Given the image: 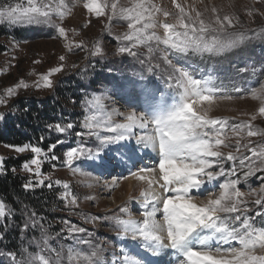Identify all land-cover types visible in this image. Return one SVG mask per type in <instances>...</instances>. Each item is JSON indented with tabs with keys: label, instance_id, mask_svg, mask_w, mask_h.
<instances>
[{
	"label": "rangeland",
	"instance_id": "1",
	"mask_svg": "<svg viewBox=\"0 0 264 264\" xmlns=\"http://www.w3.org/2000/svg\"><path fill=\"white\" fill-rule=\"evenodd\" d=\"M4 2L22 3L26 6V0H0V4ZM111 2L112 0H108L109 4ZM179 2L190 10L193 16L196 11L201 12L206 22L214 20L217 13L221 17L224 15L238 17L239 24L229 31L243 34L242 42L219 53L189 54L180 60L175 59L171 50L163 43L155 40L151 41L150 45L145 44L133 49L138 53L135 57L127 53L118 54L119 48L130 46L129 41L118 39L129 31L128 22L119 17L110 19L109 8H105V14L99 17L95 13H89L84 7L86 0H66L71 11L63 20L53 15V21L66 29L67 38L59 36L55 28L50 25H11L7 22L0 24V99L4 100V103L0 104V113L4 115L0 123L3 128L8 127L13 119L15 120V116L20 115L19 109L23 105L29 108L30 102L35 100L40 107L48 101L58 100V89L73 87L78 96L76 102L72 100L65 110L59 111L57 120L43 124L39 136L43 137V140L31 138L24 143L41 147L49 157L53 153L60 157L56 160L45 159L41 154L39 175L23 168L26 162L35 158L33 153L30 151L19 153L11 147L19 145L0 143V158H3L4 169L6 161L23 158L20 168H13L15 171L13 169L11 171L21 175L26 183L35 185L26 189L27 191L35 192L45 188L38 184L40 179H44L45 185L48 183L53 185L52 188H46L55 190L61 201L58 217L53 226L50 224L51 227L47 226L46 222L40 221L41 218L35 211L30 213L25 209L24 212H18L4 203L10 215L6 220L0 218V224L7 225L6 232L9 226L11 228L18 221L19 214L25 216L19 229V243L12 242L7 246V237L4 235V238L0 239V264H13L8 255L10 252L16 254L17 260H22L24 249H27L28 254L43 255L56 264H71L67 259L70 248L84 255L90 254L95 248H100L103 250L104 264H113L117 258H122V250L141 258L133 253L134 248H143L141 242L117 237L118 229L111 218L113 216L127 218V214L119 211L120 208L127 207L132 217L137 220L143 219L141 215L143 205L138 200H141V191L145 187L148 189V186L144 184L136 186L130 192V197L126 198L129 192L122 185L132 176V172L143 168L142 161L152 159V154L154 157L156 154L148 151L149 153L141 157L137 152L119 166L106 169L88 167L87 164L80 166L79 162H76L73 167L79 170L74 173L72 168L64 163L66 159L64 153L71 147L82 146L94 149L99 145L96 137L88 134L89 129L83 127L86 117L95 115L97 121L103 123L111 116L112 123H120L124 121L127 114L125 111L129 109L138 113L145 112L141 103L142 89H151L158 94L169 95L173 100L172 103L176 102V90L169 88L171 81L167 80L166 73L161 70L167 67L160 59L164 52H168L169 58L173 59V63L178 67L186 68L195 79L209 81V86L217 90V98L211 102V105L205 101L194 107L200 111L211 107V111L208 112L209 118L227 120L229 125L250 121L251 116L256 115V120L251 121L253 127L264 130V117L258 114L261 101L252 99L246 91L249 88L259 87L258 81H264V15H262L264 0H179ZM103 3L104 0H101V4ZM153 3L170 12L176 11L172 0H153ZM131 6L132 0H119L118 7ZM213 8H216L217 13L212 12ZM249 11H252L251 16L248 15ZM157 19L164 18L161 15ZM168 22H174L173 18L169 17ZM154 31L161 37L165 35L162 27H157ZM97 45L102 48L101 55L94 54ZM149 46L153 49L151 54L148 52ZM61 56L64 57L63 60L60 59ZM156 64H160L161 67H154ZM61 66L62 71L50 76L53 87H44L42 75H48L51 69ZM150 66H152L151 71H149ZM20 81H24L28 87L16 88ZM235 87L245 91L237 93L233 90ZM8 88H16L15 94L9 96ZM227 96H231L232 99L220 98ZM97 98L100 103L94 105ZM90 101L93 103H89ZM60 118L64 120L60 121ZM69 123L73 124V127L66 132L60 133L55 130V125L66 126ZM148 128L153 131L151 125ZM135 130L139 132L140 129H134L135 134L138 135ZM143 130H146L143 134L150 131ZM99 132L101 136L110 134L104 128L99 129ZM228 136L225 143L229 146H221L220 149L225 154L229 151L237 154L235 152L237 139H240L241 145L251 141L250 147L261 142L260 137H247L246 133H242L243 139L232 136L230 132ZM58 139L63 143L53 152H48V146L56 143ZM132 141L130 143L135 142L134 139ZM241 151L250 155L243 148ZM147 162L144 167L157 166L156 160L152 164ZM30 167L35 169L36 165L30 164ZM223 167L229 175L221 176L213 182V185H208V188L218 194L219 189L215 185L225 182L226 179H239L238 187L241 191L249 193L255 190L258 195H264L259 191L264 187V171H257L253 176L245 179L243 173L248 169H241L238 161L234 164L225 160ZM233 167L236 168L235 176L230 174V169ZM81 172L84 174L82 175ZM104 175L106 177H103ZM108 180L112 183H108ZM57 181L61 183L57 184ZM64 183L69 185L67 190L63 187ZM153 188H156L155 193L160 194L161 190L158 187L153 185ZM66 191L70 193L69 199L71 195L77 197L75 205L63 199ZM256 198L258 196L245 198L248 202L247 207L252 209V212L247 213L248 215L254 216L255 211L259 210V206L253 203ZM195 202L206 203V197L199 195ZM158 218L162 220L159 214L156 216L157 220ZM255 223L261 226L264 221L256 217ZM25 224L29 227L24 228ZM57 224L63 227V230H58ZM70 225L83 227L87 232L70 234L68 232ZM45 239L47 243H44ZM80 239L88 240L90 243L78 244L77 241ZM165 252L169 255L164 259L176 264L175 253H171L173 255L171 259L169 251L164 250ZM57 253L60 254L59 258ZM150 258L156 259L152 256Z\"/></svg>",
	"mask_w": 264,
	"mask_h": 264
},
{
	"label": "snow or ice",
	"instance_id": "2",
	"mask_svg": "<svg viewBox=\"0 0 264 264\" xmlns=\"http://www.w3.org/2000/svg\"><path fill=\"white\" fill-rule=\"evenodd\" d=\"M172 4L175 12L161 8L153 3V0H132L131 7H118L119 0H112L110 4L108 0H104L103 4L101 0H86L84 7L98 17L105 14V8H109L110 19L119 17L128 22L129 31L118 39L129 41L130 46L119 48L118 54L127 53L135 57L138 53L133 49L145 44L150 45V42L155 40L163 43L171 50L174 58L180 60L189 54L219 53L242 42L243 34L229 31L239 24L238 17H221L216 8H213L212 12L217 14L214 20L206 22L201 12L196 11L193 16L179 0H172ZM70 11L66 0H26V6L22 3L4 2L0 4V24L7 22L11 25H50L59 36L67 38L66 29L56 24L52 17L56 15L63 20ZM161 15L164 19L158 20L157 17ZM248 15L251 16L252 11H249ZM169 17H172L174 22H168ZM157 27L163 28V37L154 31ZM148 52H153L151 46ZM94 54H102L99 45L96 46ZM60 59L63 60L64 57L61 56ZM160 59L167 66L161 70L166 73L167 80L171 81L169 88L176 90V102L159 106L149 112H129L120 123H112L111 116L103 123L98 122L95 115L86 117L83 127L89 129L88 134L95 136L99 145L94 149L71 147L64 153V163L72 168L74 173L79 170L73 167L76 162H79L80 166L87 164L88 167L100 169L117 167L124 162V156L127 155L128 159H131L135 155L137 145L156 153V167H143L131 173L138 180L148 183V189L140 193L143 219L132 217L127 207L119 210L127 214V218H111L118 229L117 237L141 242V246L156 259L145 261L122 250V258H117L113 264H171L164 259V250H172L175 253L176 264H264V224L257 226L255 223L256 217L264 221V195H258L255 190L249 193L241 191L238 187L239 179H226L225 182L215 185L219 189L218 194L207 187L213 185L221 176L229 175L223 167L225 160L234 164L238 161L241 169L247 168L248 171L243 173L245 179L257 171H264V130L253 127L251 121L256 120V115H252L250 121L233 125H229L227 120L209 118L211 107L200 111L194 106L205 101L211 105L217 98V90L209 86V81L195 79L186 68L174 64L167 51ZM154 67L160 68L161 65L156 64ZM151 70L152 66L149 67V71ZM60 71L62 66L51 69L48 75H42L43 86L52 88L50 76ZM258 83L259 87L246 91L252 99L261 101L258 114L264 117V81ZM21 86L28 87L24 81H20L16 88ZM16 88H8L7 94L14 95ZM233 90L237 93L245 91L240 87ZM220 98L232 99L231 96ZM2 103L4 100L0 99V104ZM99 103L97 98L94 105ZM3 119L4 115L0 113V120ZM150 125L153 127L151 135L135 134V128L147 129ZM54 127L56 131L64 133L71 129L73 124H57ZM101 128L110 134L101 136ZM229 132L241 139L244 138L242 133H246L247 137H260L261 142L250 147L251 141L241 145L240 139H237L235 152L239 155L232 151L225 154L220 149L221 146H229L225 143ZM133 139L135 143H130ZM62 143L63 141L58 139L56 143L50 144L48 152H53ZM11 147L19 153L30 151L35 155L23 168L26 171H34L37 175L40 174L41 154L45 159H60L54 153L49 157L44 149L30 143ZM242 148L250 155L244 154ZM30 164L36 165V168L32 169ZM216 168L218 170H214ZM4 171L3 158H0V173ZM157 171L159 179L155 177ZM230 174L236 175L235 167L230 169ZM38 184L47 188L53 187L52 183L45 185L44 179H40ZM153 185L161 190L160 194H155ZM23 186L28 189L35 185L26 183ZM63 187L67 190L69 185L64 183ZM259 191L264 194V187ZM199 195L206 197V203L195 202ZM69 196L70 193L66 191L63 199L75 205L77 197L71 195L69 199ZM247 196H258L253 201L259 206L254 216L247 214L252 212V209L247 207ZM157 214L162 216V220L156 219ZM8 215L10 213L6 211V205L0 201V218L6 220ZM5 227L6 224L0 226V239L4 238ZM28 227V224L24 225V228ZM68 232L86 233L87 229L70 225ZM44 243H47L46 239ZM77 243L88 244L90 241L80 239ZM102 251L95 248L90 254L84 255L70 248L67 259L71 264H104ZM8 255L13 264H56L43 255L28 254L27 249L23 250L22 260H17L14 252ZM59 256L57 253L58 258Z\"/></svg>",
	"mask_w": 264,
	"mask_h": 264
},
{
	"label": "trees",
	"instance_id": "3",
	"mask_svg": "<svg viewBox=\"0 0 264 264\" xmlns=\"http://www.w3.org/2000/svg\"><path fill=\"white\" fill-rule=\"evenodd\" d=\"M57 91L59 96L58 100L48 101L40 107L37 101L33 100L30 102L29 108L23 105L19 109L20 115L15 116V120L13 119V122L8 127H5L6 129L0 123V143L21 145L27 143L31 138L39 139L41 131L43 130V124L48 121L53 122L57 120L59 111L65 110L72 100L76 102L78 98L76 90L73 87L69 89H58ZM53 102H55L54 105ZM25 129H28L27 132L24 131ZM22 160L23 158L5 162V171L4 173H0V199L8 207L14 208L15 211L24 212L23 210L25 209L30 211V213L35 211L40 216V221L46 222L45 224L51 227L50 224L52 226L54 225L59 214L57 212L61 208V201L58 194L55 190L47 189L46 187L35 192L27 191L23 186L26 183L25 180L21 175L11 171L13 168H20L23 162ZM24 216L25 214H19L17 216L18 221L11 228L9 226L7 232V227L3 228L4 235L7 237V246L12 242L19 243V229L24 222ZM2 225L0 224V226ZM57 226L59 227L58 230L63 228L58 224Z\"/></svg>",
	"mask_w": 264,
	"mask_h": 264
},
{
	"label": "bare ground",
	"instance_id": "4",
	"mask_svg": "<svg viewBox=\"0 0 264 264\" xmlns=\"http://www.w3.org/2000/svg\"><path fill=\"white\" fill-rule=\"evenodd\" d=\"M139 88H141V87H139ZM144 89H142V92H143V94H142V97H141V103H142V105H143V107H144V110H145V112H149V111H152V110H154L155 108H157V107H159V106H163V105H171V102H170V99H169V97H166L165 95H159V94H157L156 93V91H154V90H151V91H148V90H144ZM128 97H130V96H128ZM133 110H128V111H125V113H129V112H132ZM142 112V111H141ZM135 129H140L139 130V132H137L136 130V133L138 134V135H151L152 134V130H151V128H147L148 130H150L148 133H146V134H143L144 132L143 131H146V130H143V129H141V128H135ZM135 141V140H134ZM130 142H133V141H130ZM135 143V142H134ZM152 152L153 153V151H151L150 149H145V148H143V147H141V146H137V152L140 154V156L142 157V156H145L147 153H149V152ZM136 152V153H137ZM155 153V152H154ZM156 154V153H155ZM126 157V158H125ZM123 159H124V161L125 160H128V156L126 155ZM151 158L152 159H149V160H144V162L142 161V165H143V163H144V165H146L145 164V162H147L148 164H152L154 161H155V159H154V156H153V154H152V156H151ZM156 163V162H155ZM144 165H143V167H144ZM112 171V170H111ZM110 171V172H111ZM103 177H106V175H104ZM155 177H156V179H158L159 178V172L157 171V173L155 174ZM108 183H112V181L111 180H108L107 181ZM104 184H106L105 182H104ZM140 184H144V186L146 185V186H148V183H147V181H141V180H138L136 177H134V176H131V177H129L128 179H127V181L122 185V187L123 188H125L129 193H128V195L130 194V192H132L134 189H135V187L136 186H138V185H140ZM144 188V187H143ZM146 189V187L144 188V190ZM156 189V188H155ZM158 190V189H157ZM155 194H158V193H155ZM128 195H126V198H129L130 197V195L128 196ZM138 201H140V200H138ZM160 215V214H159ZM161 216V215H160ZM143 217V216H142ZM159 220H160V218H158ZM162 219V218H161ZM172 254H171V252H170V257H171V259H172V256H171ZM153 257V256H152ZM174 258V257H173ZM175 260V259H174ZM177 261V260H176Z\"/></svg>",
	"mask_w": 264,
	"mask_h": 264
}]
</instances>
